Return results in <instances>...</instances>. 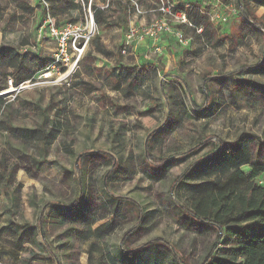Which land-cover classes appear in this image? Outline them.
<instances>
[{
    "label": "rangeland",
    "instance_id": "1",
    "mask_svg": "<svg viewBox=\"0 0 264 264\" xmlns=\"http://www.w3.org/2000/svg\"><path fill=\"white\" fill-rule=\"evenodd\" d=\"M119 1L113 0L109 26L100 31L95 26L93 33L99 35L106 50L117 53L112 64L106 67L103 62L109 60L91 48L92 37L76 66L64 67L51 63L56 46L48 37L46 14L38 1L0 0V47L15 49L2 55L27 53L29 64L36 54L42 60L34 80L14 88L9 83L11 68L0 58V87L7 86L0 92V264H125L120 259V245L131 255H142L141 264H154L155 260L156 264H176V256L169 255L164 248L179 254L184 264H197L215 244L217 249L224 250L236 243L234 237L226 236L217 244L216 233L208 227L199 232L189 231L170 191L175 179L217 139L233 141L241 133L263 138L264 98L258 93L256 100L250 102L243 101L241 93L232 99L226 93L220 112L214 109L211 119L200 116L209 112L201 87L204 77L210 79V90L218 96L225 90L218 81L230 74L237 77L240 75L237 70L245 71L242 78L264 85V75L251 71L262 61L264 35L258 34L257 38L251 35L244 47L228 44L216 52L207 51L182 69L178 68L179 60H174L167 51V56L147 53V60L156 64L157 75L126 97L123 83L124 91L112 88L118 74L114 67L140 71L134 51L147 41L131 39L127 44L128 31L147 27L162 14L154 10L160 7V0H134L137 8L146 12L140 17L131 9L127 11L129 7L120 9ZM234 1L231 0L232 9ZM248 11L251 21L264 31V9H254L253 4H248ZM78 17V23H84L87 11ZM224 17L226 23L216 25L217 39L226 41L230 37L235 42L239 16L235 19L227 12ZM58 20L55 24L58 27L66 22ZM167 20L173 29L175 22ZM216 23L215 20L212 24ZM163 35L170 34H160L154 39ZM164 40L160 43H165ZM175 49L179 51L180 46ZM47 63L51 64L44 69L43 64ZM164 79L172 80L171 87L165 84L168 87L165 90L169 96L185 101L191 118L176 135L164 139L161 150L147 153L152 162V166H147L155 169L157 164L162 165L160 160L171 154L164 150L173 147H180L189 159L179 162L165 180L154 183L141 172L145 165L141 152L148 132L164 125L160 106L163 97L160 82ZM41 135L48 143L45 148ZM201 140L206 141L204 145L191 148ZM148 146L151 147V142ZM257 148V142L251 145L253 153ZM81 154H85L84 158L75 164ZM112 160L113 172L108 173ZM122 163L123 169L129 171L121 170L126 174L116 172ZM257 183L264 187V176ZM79 187L87 191L84 195L90 199L92 209L97 208V216H107L106 210L98 207L110 196L119 199L121 205L116 217L101 220L90 232L84 227H73L68 234L66 227L54 222L51 210L53 205L68 207L77 202ZM260 200L251 199L245 192L240 209L253 207ZM39 224L44 225L43 236L38 233ZM104 224H110L111 229L104 231L101 227ZM25 226L33 230L24 234L18 249L11 231L19 233L18 229Z\"/></svg>",
    "mask_w": 264,
    "mask_h": 264
},
{
    "label": "trees",
    "instance_id": "2",
    "mask_svg": "<svg viewBox=\"0 0 264 264\" xmlns=\"http://www.w3.org/2000/svg\"><path fill=\"white\" fill-rule=\"evenodd\" d=\"M45 1L49 5V13L55 19V23L58 24V19L62 18L66 21L63 25H74L78 23L79 17L77 18V15L81 16L84 13L88 3V0H83V5L76 0ZM106 1L104 0L102 4H105ZM219 2L222 5L231 4V0H219ZM254 2L258 6H264V0H254ZM248 4L246 0L234 1L235 8L239 11V14L248 21L250 26L258 30L259 25L251 21L249 17ZM118 6L122 10H124V6L127 7L126 9L129 7L127 11L131 9L134 12L129 0H120ZM112 7V0H109V7L107 9H101L100 6L95 4V0H92L90 9L98 31L109 26L111 23V15L109 13ZM158 8L159 5L157 6ZM43 11L46 14L45 9ZM171 11L174 14H183L187 22L191 25L190 27L186 25L175 26L186 39H190V45L188 47L192 46L193 40L202 44L204 47L218 48L224 46V40L217 39L216 30L213 28L210 15L201 12L195 6H189L187 8H175L172 6ZM262 28L264 29V27ZM198 29L201 30L200 33H197ZM243 31L244 37L248 31L245 28ZM90 46L102 56L108 57L112 55V52L106 50L99 42L98 34L93 36ZM4 49V47H0V55L5 53L6 50H15L13 48ZM27 57V53L21 54L18 52L13 55L4 54L0 57L11 68V73H9L10 86L18 88L24 83L34 80L40 67L39 62L42 60L36 54L30 59L32 64H29L27 63ZM51 63L43 64L44 69H48ZM147 72L137 75L122 70L116 72L118 74L114 76L116 81L112 88L116 91H124V87H122L123 83L125 86V95L129 97L138 87L142 86L148 80L149 76ZM152 72L155 74L154 71ZM243 82H245L246 86L253 87V84L248 81ZM6 87H0V92ZM262 134L263 138L261 139L253 134L242 133L232 143L217 139L219 146L215 152L211 153L210 156L207 155L195 161L189 170L183 172L172 183L170 196L175 208L182 214L183 225L189 231L199 232L202 228L208 227L216 233L217 244L225 240L226 236L236 239V243L229 249H217L218 245L215 244L197 264H264V187H261L257 183L259 178L264 176V131ZM117 135H114L113 140H115V136ZM39 138L44 148L45 146L47 147L48 143L46 138L43 135ZM49 139H53L51 134L49 135ZM205 142L202 140L197 141L191 148L204 145ZM256 142L258 148L253 153L251 145ZM83 155L85 154L77 156L75 164L81 158H84ZM114 162L112 160L109 166L113 167ZM171 166L166 162L159 169L157 177L163 178ZM79 186L81 185L79 184ZM79 192L82 195L84 189L79 187ZM245 192H248L251 199L261 200L255 203L253 207L240 209L244 201ZM182 200L185 203L181 202ZM120 204L121 202L116 198L109 202V206L105 207L104 205H100L98 208L101 211L105 212L106 210V212L115 215ZM52 208L53 210L51 212L55 217L54 222L59 224L60 227H66L65 230H68V234L75 226L90 229L91 226L105 216L104 214L97 216V208L92 209L91 204L87 200H80V202L74 201L68 207L53 205ZM40 222L43 224L42 221ZM43 227L44 225L41 226L39 224L38 233L42 236ZM111 227V225H106L104 231L110 230ZM32 230L33 227L25 226L18 229L19 233L17 230L11 231L16 236L13 241L14 246L20 249V243H22L24 234L27 231L32 233ZM122 248L120 245L119 255L121 256L122 263L141 264L142 255L139 253L137 255H131L129 251H124ZM164 250L169 255L176 256V264H184L182 257L174 250L171 248H164ZM156 261H154V264H156Z\"/></svg>",
    "mask_w": 264,
    "mask_h": 264
},
{
    "label": "crops",
    "instance_id": "3",
    "mask_svg": "<svg viewBox=\"0 0 264 264\" xmlns=\"http://www.w3.org/2000/svg\"><path fill=\"white\" fill-rule=\"evenodd\" d=\"M103 1L104 0H101V3H100L99 0H95V4L97 6H99L100 4L103 3ZM246 1L248 2V0H246ZM98 3H100V4H98ZM248 3H249V5L253 4L254 5V9H259V8H263L264 9V6H258L254 2V0H250V2H248ZM171 4L175 8H179V7L187 8L189 6H195V7L199 8V10L201 12H203V13H205L207 15H210V16H212L211 14L214 13L219 18L221 16H224V14L227 13V12H229L232 15L233 18H235L236 16H239V22H238V26H237L238 35L235 37V42L232 41L234 39L228 37L229 39L227 38V40L224 41V46L223 47L212 48V47H204L202 44H199V43H197V42H195L193 40V44H192L191 47H184L181 44H179L173 36L163 35V36H160L157 39H147V41H145L143 43V45H141L139 48H137L134 51V56L136 58L135 61H136V64H137L136 66L139 68L138 70H140V71H137V72L135 71V73H134V71H131V70H128L127 68H122V67H119V66L118 67H114V68H117V69H114V70H117V72H120L122 70L124 72H129V73L134 74V75L143 74V73H146V71H148L147 73H148L149 78L143 84V85H145L149 81L151 82L152 77L157 75L156 64L154 62L150 61V60H147V53H161V54H165L166 55L167 53H165V51H167V52H169L171 54V56H172V58L174 60H179L178 68L182 69V68H185L186 66H188V63H189L190 60H196V59L200 58L207 51L216 52V50L224 48L225 46H228V44L230 46L234 45V46H237V47H244L245 46V42L247 41V39L251 35L256 37V38H257L258 34L264 35V31H262L261 29L257 30L253 26H250L248 21L243 16H241L239 14L238 10H237V12L235 14L231 13V8H232L231 4L222 5L219 2V0H181V1L171 0ZM216 21H217L216 24H212L213 28L215 30H217L216 25L223 26L224 23H226V22L222 23L220 21V19L216 20ZM244 28L248 32L243 37ZM229 34L225 33L226 36L229 35ZM163 39H165L163 41L165 43L162 44V43H160V41L163 40ZM176 46H180L179 51L177 49H175ZM166 48H169V49L165 50ZM182 49H184V50H182ZM110 52H112V51H110ZM124 54H125V52L123 50V52L120 54V57H121V55L124 56ZM183 54H186V55L184 56ZM116 56H117V53H114V52H112L111 56H108V57L103 56L104 58L109 60V61H107L105 63L103 62V64H105L106 67H109V65L112 64V61L114 60V58H116ZM183 57H184V59H182ZM261 57H262L261 58L262 61L260 60V64L258 66H256L254 69L251 70L252 74L264 75V50H263V53H262ZM152 71H154L155 74H153ZM237 71H239V74H240V75L237 76L238 79L233 74H230L229 76L222 77V79L219 80V81L217 79H215V81H218V83H220V86L222 87V89H225L222 92H220L221 89L219 90L220 96H218V94H215V91L210 90L212 88L211 87L212 84L210 83V81H209L210 79L208 77H204L202 79L201 87H202V92H203V95H204V103H205L204 105H205V107L208 108L209 112L208 113L207 112L206 113H202V116H200L201 119L202 118L211 119L212 116H213L212 111L214 109H218V111L216 113L220 112L219 111L220 108L223 107L224 104H225V103H223L222 100L224 98L223 95L226 94V93H229V96H230L231 99L235 98L237 96L236 93H239V94L241 93V94H243V101H245V102H250V101L256 100V97H255L256 93L260 94L261 97L264 98V85L259 84L257 82L256 83L255 82H251L252 80H248V79L242 78L245 71H243V70H237ZM171 78H175V76L172 75ZM171 81H168V79H164L162 82H160V84H161V87H160L161 89L160 90H161V93H162V96H163V97H161V101H160L161 105L160 106L162 108V115L164 117V125L163 126H158L156 129H153L152 131L148 132L147 136L145 137V139L143 141V146H142V152H141L142 158H141V161H143V163L145 165L142 167L141 172L145 173L147 179L149 181L154 182V183H159V182L165 180L168 177L169 172L173 168L177 167L179 162H184L186 159H189V156H187L188 157L187 158L186 156L183 155V154H185V152L180 151V149H181L180 147H173V148H169V149L164 150V153H166V151L168 150L171 154L168 155L169 157L162 158L160 160L161 162H163L162 165L159 166L157 164L156 165L157 167L155 169H150L147 166V165L152 166V162L148 159L147 153L148 152L151 153L154 150L162 148V146L165 143L164 139L176 135V133L181 131L183 129L184 124L191 118V116L188 114V108H187V105L185 104V101L183 99H180V98L169 96L170 94H168L166 92L165 89L168 90V87L165 84H169L170 85ZM243 81H248L249 83L253 84V87L250 86L253 89H251L249 86H246L245 82H243ZM122 87H123V84H122ZM170 87H171V85H170ZM231 89L232 90L234 89L236 91H231ZM244 90H246V91L244 92ZM225 91H227V92H225ZM217 101H218V103H217ZM145 113H149V111H145ZM219 140H221V139L219 138ZM235 140H233V141L232 140L231 141H225V142L232 143ZM114 141L116 142V140H114ZM149 142H151V147L148 146ZM218 146H219V144L214 142V144L211 147H209L210 149L201 158H203V157H205L207 155L210 156L211 153L215 152V150L218 148ZM166 162H168L172 166H171V168L168 170V172L165 174V176L163 178H158L157 175H158L159 169L162 168L166 164ZM193 163H195V162H192L191 164H189V166L186 168V170H189ZM122 165H123V163L118 166V169H117L116 172H118V173L119 172L124 173V171L125 172H129L126 169L124 170ZM113 168H114V165H113V167L109 166V171H107V172L108 173L109 172H113ZM121 170H124V171H121ZM124 174H126V173H124ZM182 174H183V172L178 176V178ZM112 175L110 174V176H112ZM106 176L107 175H104L103 178L105 179ZM102 188H103L102 191L104 192L105 191V186L102 185ZM86 190H88L87 186H86ZM86 190L84 191L85 193L87 192ZM82 195L80 194L77 197V202H80V200H82V201H86L87 200L91 204V201L87 197V194L84 195V193H83ZM114 199H116V197H111L110 196L107 199V202H105L102 205H104L105 207L109 206L108 203L110 201L114 200ZM117 200H119V199H117ZM120 205H119V207H120ZM106 213H107V216L105 215L104 218L101 219V220H104L107 217L112 219L113 217H116V214H117L116 213L114 215L112 213H108V212H106ZM108 215H110V216H108ZM101 220L97 221L93 226H91L90 229L87 228V227H84V228L88 232H90V230H92L93 227L97 223H99ZM106 225H110V224H104V225H101V227L104 229V227H106ZM75 227H79V226H75Z\"/></svg>",
    "mask_w": 264,
    "mask_h": 264
},
{
    "label": "built area",
    "instance_id": "4",
    "mask_svg": "<svg viewBox=\"0 0 264 264\" xmlns=\"http://www.w3.org/2000/svg\"><path fill=\"white\" fill-rule=\"evenodd\" d=\"M41 7L45 9L46 16L44 23L47 26V34L49 39L55 43L56 51L52 59V65L61 64L64 67H75L78 61L80 60L84 48L94 36L95 24L93 20V14L90 9L92 0H88L85 11L88 13V19L83 22L76 23L74 25L66 24L61 27L56 26L55 19L51 17L49 13V5L45 0H37ZM83 5V0H76ZM111 1V0H110ZM113 1V0H112ZM125 1V0H123ZM131 7L134 10V14L137 17L143 16L146 12L141 11L137 8L135 1L129 0ZM161 1L160 7L155 9V12L162 13V17L152 22L149 26L140 28V29H130L126 36L128 41L134 39L137 42H142L145 39H154L160 34H170L173 36L176 41L184 47L190 45V39H186L180 30L176 29L177 25H186L190 27L191 25L187 22L184 15L181 13H172L170 3L171 0H165V4ZM109 7V0L101 6V9H107ZM231 11L235 14L236 8H231ZM154 12V11H150ZM172 19L175 22V26L172 29L169 26V20ZM224 23L226 18L221 16L220 18L217 15L210 16V20L213 23L215 20H219ZM201 30L198 29L197 33H200ZM75 58L72 61V58Z\"/></svg>",
    "mask_w": 264,
    "mask_h": 264
}]
</instances>
